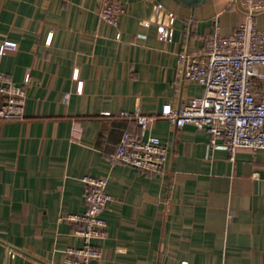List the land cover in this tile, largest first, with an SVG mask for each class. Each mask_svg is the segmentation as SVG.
<instances>
[{
	"label": "crops",
	"instance_id": "0c3cea01",
	"mask_svg": "<svg viewBox=\"0 0 264 264\" xmlns=\"http://www.w3.org/2000/svg\"><path fill=\"white\" fill-rule=\"evenodd\" d=\"M113 1L118 29L100 20L102 0H0V41L18 44L1 70L20 86L30 76L25 119L0 121V264H67L81 241L60 218L85 211L84 177L107 179L115 199L90 264H264V149L232 161L203 130L160 118L142 131L122 114L201 96L179 54L249 14L264 28V2ZM125 132L160 139L163 174L113 161Z\"/></svg>",
	"mask_w": 264,
	"mask_h": 264
},
{
	"label": "built area",
	"instance_id": "2783aa9c",
	"mask_svg": "<svg viewBox=\"0 0 264 264\" xmlns=\"http://www.w3.org/2000/svg\"><path fill=\"white\" fill-rule=\"evenodd\" d=\"M123 13V6L113 0H102L98 8L100 20L116 29ZM116 39H121L120 33ZM50 41L51 37L48 44ZM17 49L15 42L0 41V121L26 117L30 76L20 86L1 70L3 58ZM178 63L188 80L203 87L201 96L188 103L164 105L158 117L144 115L139 107L133 113L122 114L134 117L142 131L153 129L160 118L176 128L190 125L203 130L209 136L210 148H225L232 161L240 150L264 149V28L258 27L249 14L230 35L221 34L217 28L207 36L203 48L180 53ZM82 89V82H78L77 92ZM68 98L65 95L64 101ZM112 158L139 171L163 174L168 148L159 138L144 139L125 132ZM82 181L86 186L85 211L60 218L74 225V235L81 241V247L66 250L67 264H90L101 258V251L93 243L107 239L108 224L103 213L115 203L107 191V179L84 177Z\"/></svg>",
	"mask_w": 264,
	"mask_h": 264
},
{
	"label": "water",
	"instance_id": "95a60500",
	"mask_svg": "<svg viewBox=\"0 0 264 264\" xmlns=\"http://www.w3.org/2000/svg\"><path fill=\"white\" fill-rule=\"evenodd\" d=\"M179 1H181L182 3L188 5L192 8H195L199 5L207 3L209 0H179Z\"/></svg>",
	"mask_w": 264,
	"mask_h": 264
}]
</instances>
